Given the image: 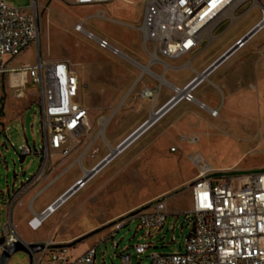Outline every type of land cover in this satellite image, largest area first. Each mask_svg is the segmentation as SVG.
Returning a JSON list of instances; mask_svg holds the SVG:
<instances>
[{
  "label": "rangeland",
  "instance_id": "obj_1",
  "mask_svg": "<svg viewBox=\"0 0 264 264\" xmlns=\"http://www.w3.org/2000/svg\"><path fill=\"white\" fill-rule=\"evenodd\" d=\"M2 1L20 9L33 4V0ZM38 3L42 9L39 45L31 46L15 58L6 57L5 62L10 68L35 66L39 61L38 53L46 61H69L80 80L78 100L94 109H88L89 120L84 134L79 138H71V154L66 158H51L43 183L26 191L13 207L18 233L26 243L33 241L44 244L49 240L74 243L71 249L74 258L97 247L96 264H125L123 254L130 256L129 264H151L154 254L184 253L186 239L193 228L192 182L184 185V181L198 173L192 156L198 153L208 165L220 170H264V73L262 69L256 71L250 67V62L258 56L264 58V30L253 37L237 55L222 64L220 70L213 73L196 91L198 100L218 112V116L213 113L216 118L197 104L181 103L115 157L84 189L68 199L50 216L41 230L33 232L27 226L30 216L39 214L54 197L61 195L83 177L84 170L90 171L139 128L121 135L115 144L111 134L113 127L119 129L125 125V121L120 125L115 124V113L121 109L136 110L141 115L142 125L151 117L153 108L151 100H143L138 96L142 83H161L159 80L151 81L140 67L100 50L83 34L74 31V25L93 16L95 8L70 6L62 0H38ZM261 3L264 6V0ZM106 14L119 23L92 18L86 28L108 38L134 61L147 65L150 59L143 49L142 37L131 28L141 23L140 0L118 2L107 7ZM262 17V8L252 7L233 23H225L216 31L218 37L215 40L204 42L195 54L179 62L182 65L188 61L191 68L168 70L167 75L163 76L164 80L176 86L188 83L195 77L194 71L221 57ZM152 69L157 74H163L159 66ZM257 72L261 74L263 83L259 91ZM240 73H244L243 80L250 83L241 88V83L236 82L228 92H224L222 78ZM23 74L25 83L22 85ZM163 85L159 106L173 94L165 82ZM225 99L228 102L226 105ZM112 110L114 113L108 115ZM42 114L41 88L33 81L31 73L8 72L1 77L0 128L4 127L3 123L5 127L4 131L0 130V230L8 220V202L40 169L41 157L30 155L23 158L19 149L28 145L41 150ZM103 117L108 119L104 129L99 124V119ZM194 137L198 138V142L193 145L190 140ZM173 148H176L175 152ZM72 155L75 161L70 166L62 165ZM89 165L93 166L89 169ZM150 172L156 178L151 177L153 174L149 175ZM60 174L63 175L40 198L37 197L42 187ZM77 175L79 177L73 181ZM151 193L158 194L157 199L164 198L168 212H171L164 230L154 239L146 240L144 231L137 232L139 221L134 220L114 238H110L112 223L125 221L135 204ZM116 199H120L118 203L123 205L115 210L109 204ZM146 243H152L154 247L144 254L135 252L136 245ZM31 261L28 253L20 251L7 264H32Z\"/></svg>",
  "mask_w": 264,
  "mask_h": 264
},
{
  "label": "built area",
  "instance_id": "obj_2",
  "mask_svg": "<svg viewBox=\"0 0 264 264\" xmlns=\"http://www.w3.org/2000/svg\"><path fill=\"white\" fill-rule=\"evenodd\" d=\"M62 1L70 6L95 8V14L76 23L74 31L83 34L100 50L108 51L113 56L128 60L140 67L151 81H161L160 78L171 69L162 60H177L186 55L195 54L204 42H212L218 37L216 31L221 26L227 22L233 23L252 7L262 8V19L222 54V56L227 55L237 46L231 55L226 56L222 64L245 48L253 37L264 30V6L261 0H140L141 23L137 27L127 26L137 30L142 37L143 49L150 59L149 64L143 66L124 54L108 38L99 36L86 28L87 22L92 18L119 23L107 16L106 8L127 0ZM235 4L238 6L231 17L228 11ZM248 4L250 6L238 14ZM41 10L38 0H33V4L26 9L11 7L0 0V79L8 72L31 73L33 81L41 88L43 113L41 150L32 149L28 145H23L19 149L23 158L30 155L41 157V166L38 173L23 184L18 192H15L16 197H12L14 200L11 199L12 202H8V220L0 230V240L3 241L0 244V258L6 249L20 242L26 245L32 255V264H96L97 247L90 248L74 258L71 256L72 247L69 246L71 244L49 240L40 244L43 245L40 251L34 252L30 245L39 243L24 241L18 233V226L12 214V209L21 196L43 183L47 177L49 160L55 156L66 158L71 154L70 139L79 138L84 134L89 120V110L78 100L81 89L78 74L72 69L69 61H46L38 53L39 61L35 66L10 68L8 62H5L6 57L15 58L31 46L39 45L42 34ZM247 35L250 39L244 41ZM217 60L184 86H176L165 81L173 94L161 106H159V99L164 82L142 86L138 96L143 100H151L153 107L151 117L142 125L146 126L151 122L148 125L150 129L183 102L197 104L201 109L217 115V111L199 101L195 96L197 89L221 66L211 72L208 71ZM157 65L164 66L163 74L153 71L152 68ZM183 67L191 68V64L187 63ZM107 122V118L99 119L101 127ZM137 139L138 137L133 142ZM133 142L126 145L122 151ZM197 142V137L190 140L193 145ZM172 151L175 152L176 148ZM118 152L120 155L121 150ZM192 161L198 168V173L191 183L193 199L191 221L194 233L186 239L184 253L154 254L151 256V264H264V170L238 172L233 169H215L208 165L198 153L192 156ZM90 171H87V174ZM99 172L89 179L85 178L87 174H84L39 214H33L27 222L29 229L38 232L53 214V206L68 194L67 200L84 189ZM62 175L42 187L37 197L41 196ZM169 215L165 199H157L145 207L131 211L125 221L113 222L109 237L114 238L125 225L138 220L137 232L144 231L146 240L154 239L164 230ZM153 247L152 243L139 244L134 247V250L138 254H144ZM122 258L125 264H129L130 256L123 254Z\"/></svg>",
  "mask_w": 264,
  "mask_h": 264
},
{
  "label": "crops",
  "instance_id": "obj_3",
  "mask_svg": "<svg viewBox=\"0 0 264 264\" xmlns=\"http://www.w3.org/2000/svg\"><path fill=\"white\" fill-rule=\"evenodd\" d=\"M244 35V34H243ZM242 35V36H243ZM241 36V37H242ZM249 43V42H248ZM248 45V44H247ZM237 55V54H236ZM189 56H191V55H186V56H184V57H182V58H180V59H177V60H167V59H164V60H162L163 61V63L165 64V65H167V66H169V67H171V69H169V70H181L182 68H183V66L185 65V64H187L188 63V61L186 62V61H184V63L182 64V65H180L179 64V62H181L184 58H186V57H189ZM235 56V55H234ZM230 59H232V57L230 58ZM229 59V60H230ZM56 60H58V59H55V60H49V61H56ZM228 60V61H229ZM227 61V62H228ZM212 63V62H211ZM210 63V64H211ZM226 63V62H225ZM224 63V64H225ZM149 63H147V65H148ZM210 64H208V65H203L202 67H201V69L200 70H198V71H194L195 73H196V75L197 74H199V73H201L202 71H204ZM223 64V65H224ZM250 67L251 68H253V70H256V71H258L259 69H262V72L264 73V58H262V57H257V59H255V60H253V61H251L250 62ZM157 66H159V67H161L162 68V73H164V66L163 65H157ZM222 67V66H221ZM221 67H219V69H217L216 71H214L213 73H215V72H217V71H219L220 70V68ZM12 68H19V67H12ZM167 73H168V71L166 72V74H165V76L167 75ZM212 73V74H213ZM211 74V75H212ZM248 74V73H247ZM195 75V76H196ZM210 75V76H211ZM260 75L261 74H259L258 72H257V74H256V79H257V81H258V91H259V89H260V87L262 86L263 87V83H262V80H260ZM244 76H245V74L243 73H240V74H235V76H231L230 78H225V77H223L222 78V83H223V89H224V92L225 91H229L232 87H233V84H235L236 82H240L241 83V85H242V87L241 88H243L244 86H247L250 82H248V83H246L245 82V80H243L244 79ZM79 77V76H78ZM166 81L167 82H169V83H172V82H170L169 80H167L166 79ZM143 85L142 86H144V85H150L149 83H142ZM186 84H187V82H186ZM185 83L182 85V86H184V85H186ZM203 85V84H202ZM201 85V86H202ZM181 86V85H180ZM200 86V87H201ZM199 87V88H200ZM198 88V89H199ZM245 88V87H244ZM264 88V87H263ZM197 89V90H198ZM222 93V92H221ZM247 93H249V92H247ZM223 94V93H222ZM258 95L259 96H262L261 95V93L260 92H258ZM250 96H252V95H250ZM260 98V97H259ZM200 101V100H199ZM202 102V101H201ZM184 103H186V102H184ZM204 103V102H203ZM228 102H227V100L225 99V105L227 104ZM188 104H190V103H188ZM206 104V103H205ZM207 105V104H206ZM85 106V105H84ZM208 107H210L209 105H207ZM87 109H89L90 107H87V106H85ZM225 107V106H224ZM28 108H30V107H28ZM27 108V109H28ZM26 109V110H27ZM90 109H94V108H90ZM95 111H96V108H95ZM112 113H114V111L112 110V111H109L108 112V115H110V114H112ZM141 118V115L139 114V112L138 111H136V110H123V109H121V110H119V111H117L116 113H115V115H114V117H113V120H115L116 119V121H115V124L116 125H120V123H123L124 121H125V125L122 127V128H119V129H117V128H115L114 129V127H113V129H112V135H113V137H114V140H115V144H117V141H118V137H120L121 135H124V134H126V133H128V132H130V131H135V129L137 128V127H140V123H141V121H142V119H140ZM4 124V127H5V123H3ZM140 124V125H139ZM3 126L0 128V129H3L4 128ZM133 131V132H134ZM105 134H106V131H105ZM104 140L106 141V143L107 144H109L108 143V141L106 140V138L104 137ZM97 141V140H96ZM114 144V145H115ZM197 144V143H196ZM73 145H72V142H71V139H70V143H69V147L71 148V149H73V147H72ZM193 146V145H192ZM191 146V147H192ZM57 159L58 158H60L59 156H57L56 157ZM56 160V159H55ZM55 160H53V162L55 161ZM75 161V159H74V155H72L70 158H68V159H66V160H64L63 162H62V165H64V166H67V165H71L73 162ZM89 163V162H88ZM95 165V164H94ZM68 166V167H69ZM93 166V165H92ZM91 165H89V169L92 167ZM66 168H64V170H65ZM105 169V167L95 176V177H97L103 170ZM216 169V168H215ZM228 169V168H227ZM64 170H62V172L61 173H63V171ZM247 172H254V171H247ZM151 174H153L151 177H155V175H154V173L153 172H150L149 173V175H151ZM61 175V174H60ZM196 175H197V173L195 174V176L193 177V178H190V179H186L185 181H184V185L185 184H188V183H191L194 179H195V177H196ZM79 177V175H77L75 178H74V180L73 181H75L77 178ZM141 177V176H140ZM156 178V177H155ZM54 179V178H53ZM51 181H52V179H51ZM72 181V182H73ZM90 183V182H89ZM50 188V187H49ZM48 188V189H49ZM60 195V194H59ZM59 195L57 196V197H59ZM42 196V195H41ZM40 196V197H41ZM39 197V198H40ZM56 197V198H57ZM157 197H158V194H155V193H151L150 195H148L147 197H145L143 200H141L140 202H138L137 204H135V206L132 208V210H134V209H138V208H142V207H145V206H147V205H149L150 203H152V202H154L155 200H157ZM55 197H54V199L53 200H55L56 199ZM12 199V198H11ZM12 200H14V199H12ZM12 200H10L11 202H12ZM119 201H120V199H119ZM117 199L115 200V201H113V202H110V204H109V207L110 208H114L115 210L116 209H118L119 207H121L123 204H119L118 202H119ZM36 202V201H35ZM34 202V203H35ZM16 203V202H15ZM34 203H33V205H34ZM167 204V203H166ZM45 206H47V204L45 205ZM45 206L43 207V208H45ZM167 211H168V205H167ZM169 213V212H168ZM171 213V212H170ZM169 213V214H170ZM32 216H30L29 217V219L31 218ZM17 222V221H16ZM112 222V221H111ZM110 222V223H111ZM20 223V222H19ZM17 224H18V222H17ZM85 224H88V223H85ZM28 226V225H27ZM29 228V227H28ZM42 229V228H41ZM40 229V230H41ZM29 243H36V242H33V241H30Z\"/></svg>",
  "mask_w": 264,
  "mask_h": 264
},
{
  "label": "water",
  "instance_id": "obj_4",
  "mask_svg": "<svg viewBox=\"0 0 264 264\" xmlns=\"http://www.w3.org/2000/svg\"><path fill=\"white\" fill-rule=\"evenodd\" d=\"M249 35H247L244 38V41H248L250 39V37H248ZM235 48H237V46H235L232 51H230L228 54L231 55L232 52L235 50ZM227 54V55H228ZM224 55L222 57H220L209 69L208 71L211 72L213 71L215 68L219 67L220 65H222V63L225 61L226 56ZM145 125L140 126L133 134H131L127 139H125V141L119 145V147L116 150H112V153L101 163L99 164L94 170L88 172L87 176L85 178H90L91 176H93L94 174H96L97 172H99L110 160H112L114 157H116L118 155V151L120 150V148H122V146H124L129 140H131L137 133H139L141 130V132L131 141L133 142L137 137H139L140 135H142L144 132L147 131L148 127H146L145 129ZM130 142V143H131ZM194 231H191L190 234H193ZM3 241L0 240V244ZM31 248L33 249L34 252H38L43 248V245L40 244H31L30 245ZM26 252L30 255L31 259H32V255L30 254L29 250L27 249L26 245L23 243H15L13 244L11 247H9L8 249H6V251L2 254L1 258H0V264H7L8 261L10 260V258L16 254L17 252Z\"/></svg>",
  "mask_w": 264,
  "mask_h": 264
},
{
  "label": "bare ground",
  "instance_id": "obj_5",
  "mask_svg": "<svg viewBox=\"0 0 264 264\" xmlns=\"http://www.w3.org/2000/svg\"><path fill=\"white\" fill-rule=\"evenodd\" d=\"M237 6H238L237 4L233 5L232 8L230 9V11H228V15H230V16L232 17V16H233V12H234V10H235V8H236ZM208 34H209V33H208ZM210 36H211V35H209V37H210ZM160 80L163 81V82H165L164 77H161ZM23 83H25V76H24V74L22 75V85H23ZM210 114H211V112H210ZM211 115H212V114H211ZM218 115H219V114H218ZM218 115H217V116H218ZM212 116H213L214 118L217 117L216 115H212ZM150 123H151V122H150ZM150 123H149L148 125H150ZM148 125H146L145 128L148 127ZM105 126H106V125L103 124V125H102V128L104 129ZM145 128H143V129H145ZM141 131H142V130H141ZM141 131H140V132H141ZM140 132H139V133H140ZM139 133H137V134H136L131 140H129L124 146H122V148H120V150H121L120 154H122V152H123L122 149H123L126 145H128V144H129V143H130V142H131V141H132V140H133V139H134ZM126 139H127V138H126ZM127 148H128V147H127ZM127 148H126V149H127ZM116 149H117V147L114 148V149H112V150H116ZM126 149H125V150H126ZM226 170H227V169H226ZM87 171H88V170H84V174H85V175L87 174ZM68 195H69V194H68ZM68 195H67V196H68ZM67 196H66L65 198H63L60 202H58L55 206L52 207V211H54L53 214L55 213V211L59 210V208H61V206L66 202V200H67V199H66ZM69 199H70V198H69ZM62 202H63V203H62ZM56 208H58V209L56 210Z\"/></svg>",
  "mask_w": 264,
  "mask_h": 264
},
{
  "label": "trees",
  "instance_id": "obj_6",
  "mask_svg": "<svg viewBox=\"0 0 264 264\" xmlns=\"http://www.w3.org/2000/svg\"><path fill=\"white\" fill-rule=\"evenodd\" d=\"M0 130H1V129H0ZM3 131H4V129H3ZM162 199H164V198H162ZM73 244H74V243H73ZM73 244H71V245H69V246L72 247Z\"/></svg>",
  "mask_w": 264,
  "mask_h": 264
}]
</instances>
